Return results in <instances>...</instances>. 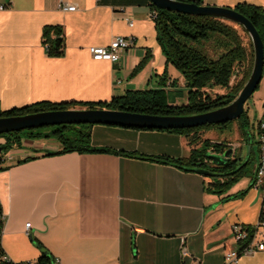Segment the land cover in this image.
I'll return each instance as SVG.
<instances>
[{
    "label": "crops",
    "instance_id": "1",
    "mask_svg": "<svg viewBox=\"0 0 264 264\" xmlns=\"http://www.w3.org/2000/svg\"><path fill=\"white\" fill-rule=\"evenodd\" d=\"M61 2L75 10L61 11ZM203 3L264 9V0ZM0 5L6 7L0 11L1 111L38 102H104L128 90L155 88H164L179 104L177 92L186 93L182 76L166 64L156 41L148 0H0ZM46 26L63 30L60 58L45 52ZM118 36L134 39L118 61L91 58L89 48L106 47ZM145 57L144 67L131 77ZM248 122V133L240 139L249 144L248 153L237 155L238 139L225 148L242 163L251 157L254 141L249 134L253 121ZM47 141L22 138L20 147L2 156L0 167L7 169L0 171V247L14 263L35 262L39 243L59 264H223L224 254L235 248L231 226L255 225L259 218L261 195L250 187L257 157L250 177L217 196L204 191L211 179L194 171L112 154L46 156L61 148ZM91 144L173 159L199 147L165 131L106 125L92 126ZM208 153L219 155L211 148ZM245 189L241 198H225ZM237 264H264V250L242 255Z\"/></svg>",
    "mask_w": 264,
    "mask_h": 264
},
{
    "label": "trees",
    "instance_id": "2",
    "mask_svg": "<svg viewBox=\"0 0 264 264\" xmlns=\"http://www.w3.org/2000/svg\"><path fill=\"white\" fill-rule=\"evenodd\" d=\"M203 6V0H182ZM150 13L156 31V41L166 60V64L182 76L186 90V102L175 104V97L171 98L164 88L128 90L123 95L112 97L104 102H38L19 108L1 111L0 118L21 117L31 114L65 111L71 109H105L129 113L154 116H189L216 110L230 104L247 80L252 63L253 49L249 43V51L243 45L237 30L229 23L210 16H191L182 13L160 10L149 3ZM233 10L245 17L258 33L263 47L264 60V9L246 3H238ZM52 35H54L52 37ZM213 44L212 55L205 50V45ZM42 44L48 57L60 58L64 54L63 30L60 26H46L42 30ZM148 57L142 59L133 69L130 76H135L145 65ZM249 61V68L244 71L243 64ZM236 73L234 80L233 75ZM264 72V69H263ZM164 80L166 75L164 74ZM175 81L171 82L174 85ZM163 86V83H162ZM214 89L224 90L223 94H210ZM181 93V92H177ZM232 122V121H230ZM204 125L190 129L164 130L167 133L181 135L187 138L190 146L198 143V148H192L186 158L173 159L166 156H145L134 152L116 151L106 147H94L91 144V128L93 125H61L56 126L48 133L35 130L12 132L0 135L4 139L2 156L13 147H20L22 138L30 140L49 139L54 137L61 148L47 152L46 156H56L76 152L79 154H112L126 156L155 163L168 164L188 172H198L209 177L210 182L204 184V191L208 194L222 196L240 179L251 176L250 158L245 163L235 156L225 163L215 164L208 161V150L211 148L217 154L225 152L228 146L222 142L211 143L201 141L199 133L204 130L217 128L223 130L227 124ZM238 129L242 136L248 133V117L242 114L238 119ZM126 128V127H124ZM130 129V128H126ZM134 130H148L135 129ZM72 132L69 136L66 132ZM155 131V130H151ZM26 158L21 162L28 161ZM7 167H0V171ZM252 187V186H250ZM247 193V189L225 197L238 199ZM1 211V210H0ZM253 235L252 225H244ZM250 239L248 241H250ZM41 253L35 262L14 263L0 261V264H53V259L37 243ZM3 252L0 247V253Z\"/></svg>",
    "mask_w": 264,
    "mask_h": 264
},
{
    "label": "water",
    "instance_id": "3",
    "mask_svg": "<svg viewBox=\"0 0 264 264\" xmlns=\"http://www.w3.org/2000/svg\"><path fill=\"white\" fill-rule=\"evenodd\" d=\"M148 1L160 10L191 16H210L236 24L247 33L253 49L252 68L241 90L230 104L209 112L178 117L154 116L105 109H71L44 112L21 117L0 118V135L43 127L87 124L164 131L218 125L239 119L244 114L246 101L258 88L264 69L262 42L253 25L245 17L235 12L233 8L209 5L198 6L182 0ZM2 150L3 145H0V154ZM234 153V150L229 149L217 156H209L208 159L210 163L221 164L231 159V156L235 155Z\"/></svg>",
    "mask_w": 264,
    "mask_h": 264
},
{
    "label": "built area",
    "instance_id": "4",
    "mask_svg": "<svg viewBox=\"0 0 264 264\" xmlns=\"http://www.w3.org/2000/svg\"><path fill=\"white\" fill-rule=\"evenodd\" d=\"M61 11H74L75 5H68L67 3L61 2L59 4ZM4 5H0V11L5 9ZM149 17L152 19L155 17L154 13H150ZM128 26L132 23L129 19H126ZM54 36V35H53ZM52 36V37H53ZM134 39L131 37H115L111 40L106 47H91L89 53L94 61H106L114 63L119 60V52L126 51L132 48ZM45 47V46H44ZM237 72L232 77V81L235 78ZM250 137L254 139L257 148V161L253 174L251 185L253 188L259 191L261 195V207L259 218L255 225H252L253 235L250 239V232L247 227L241 224H234L231 226L232 239L235 244V248L224 254L223 264H237L239 258L245 254H253L264 250V101L261 105V112L256 115L251 131L249 132ZM4 216L0 211V231ZM30 228V223L25 225V231L27 232ZM250 239V241H248ZM181 256H186L185 248H180ZM0 261L12 262L4 252L0 253ZM53 264H59L57 259H53ZM191 264H199L197 261H193Z\"/></svg>",
    "mask_w": 264,
    "mask_h": 264
},
{
    "label": "rangeland",
    "instance_id": "5",
    "mask_svg": "<svg viewBox=\"0 0 264 264\" xmlns=\"http://www.w3.org/2000/svg\"><path fill=\"white\" fill-rule=\"evenodd\" d=\"M238 32V34L240 35L243 45L247 48V50L249 51V43L250 39L249 36L247 35V33L238 25L236 24H232L230 23ZM213 44L209 43L205 45V50L207 51L208 54L212 55L213 53ZM249 61L245 62L243 64V70H242V74L244 73V71H246L249 68ZM252 68V67H251ZM223 94L224 90H220V89H214L213 93L210 94ZM185 91H183L181 89V94L178 95V102L179 104H184L186 102V95H185ZM183 97V98H182ZM264 99V73L262 75V79L259 83L258 88L256 89V91L250 96V98L246 101L245 105H244V114H246V116L248 117L249 121L252 122L255 118V116L257 115V113L260 111V105H261V101ZM79 109V108H77ZM238 119L230 122L227 124L226 128L223 130L217 129V128H212L209 130H204L201 131L199 133L200 137H201V141L203 140H209L211 143H224V144H232L233 142L236 141V139H238V142L240 144V148L237 150V155L240 157L241 155L244 156L246 155V153H248L249 150V144H245V142H241V133L238 129ZM250 125V124H249ZM56 126H51V127H43V128H37V129H32L35 131H39V132H43V133H48L50 132L52 129H54ZM250 128V127H249ZM248 128V129H249ZM27 131V130H25ZM66 134H68L69 136L72 134V132H66ZM43 140H48L47 142L49 143H58V141L54 138L51 137L49 139H43ZM198 145L200 146V144L198 143ZM250 145H252L251 147V158H250V165L248 166V169H251L253 166V163H255L256 157H257V148L255 145V141H253V143H251ZM209 151V150H208Z\"/></svg>",
    "mask_w": 264,
    "mask_h": 264
}]
</instances>
